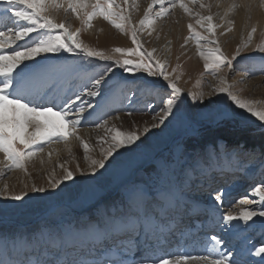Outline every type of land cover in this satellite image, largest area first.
<instances>
[{"label": "snow or ice", "instance_id": "1", "mask_svg": "<svg viewBox=\"0 0 264 264\" xmlns=\"http://www.w3.org/2000/svg\"><path fill=\"white\" fill-rule=\"evenodd\" d=\"M166 2L168 7H164ZM0 3L6 5L3 11L10 13V20L22 22L13 23L7 31L0 30V152L4 154V160L0 161V176L6 170L23 169L26 160L43 152L44 143L54 139L67 140L86 115L97 110H102L103 114L108 110H118L117 106L123 105L124 101L135 102L138 111L154 112L152 118L157 123L144 127L141 132L107 128L106 134L98 138L100 159H90L87 156L89 144L81 140L85 159H90L89 171L82 174H99V170L106 169L121 149L129 150L136 146L141 136L151 129L159 128L173 118L177 122L184 119L180 112L182 89L165 63L154 58L155 50L145 49L137 35L151 30L155 19L164 16L177 4L188 12L184 0H152L137 25L131 24L126 9L115 5L114 0H91L90 3L89 0H67L65 10H71L78 18L82 13L85 25L91 26L90 21L99 13L121 31L129 27L134 46L113 48L119 57L105 55L103 51L84 45L78 39L79 31H71L65 23H57L50 18V7L63 6L60 0H0ZM154 4L160 5V9L153 16L150 10ZM261 5L264 6V0H261ZM196 15L195 24L204 28L208 35L195 31L193 24L189 23L190 34L198 41L216 45L209 48L197 45V51L204 60V69L216 74L222 66L228 68V73L219 77L218 95L250 113L264 126V108L234 95L227 84V75L234 71L237 58L242 57L241 50L237 48L231 58L226 56L215 38L214 29L218 26L213 23V17ZM255 31L252 28L249 37ZM63 53H76L80 60H61L56 55ZM252 53L260 54L264 59V48L253 49ZM116 70L132 75L129 79L114 81ZM148 78L161 82L146 83ZM128 92L132 93L131 97ZM145 92L154 93L150 103L143 100ZM188 96L194 103H204L202 93L197 96L189 92ZM85 97L89 99L78 103ZM227 114V110L218 113L221 117ZM177 150L179 155L175 160L162 161L160 173L169 170L170 165L183 157L179 146ZM190 170L195 169L190 166L183 170L185 178ZM74 175L65 167L62 178L50 179L47 188L33 186L31 191L44 193L48 189L55 190L64 181L72 180ZM251 194L258 199H241L239 204L254 205L256 210L242 209L238 216L229 212L221 217L215 213V223L219 224L222 219L225 226L233 221H243L248 225L249 221L255 223L254 218L258 217L264 224V182L254 187ZM27 195L25 191L10 193L7 184L0 188V201L23 202ZM214 199L222 202L223 194H217ZM180 204L171 187L154 191L146 182L128 181L121 187L119 201L98 208L95 217L67 227L45 223L36 233L28 235L0 232V251L9 257L15 254L11 260L0 258V264H244L238 253L219 251L223 241L215 235L210 238L212 247L209 255L163 252L161 255L141 253L137 256L134 249L139 250L142 246L146 251L153 249L175 235L178 229L169 225L179 213ZM185 210H188L187 205ZM192 211L198 209L193 206ZM254 254L264 258V247L256 248ZM173 255L174 259L169 258Z\"/></svg>", "mask_w": 264, "mask_h": 264}, {"label": "rangeland", "instance_id": "2", "mask_svg": "<svg viewBox=\"0 0 264 264\" xmlns=\"http://www.w3.org/2000/svg\"><path fill=\"white\" fill-rule=\"evenodd\" d=\"M114 2L120 8L126 9L131 24L137 25L143 19L145 10L152 0ZM184 3L189 8L188 12L177 4L164 16L156 18L151 30L137 33L143 47L149 51L155 50L154 58L165 63L168 72L182 89L184 95L180 112L184 119L177 122L173 118L159 128L151 129L141 136L136 146L129 150L121 149L120 154L111 159L106 169L99 170V174L88 175L82 173L89 171L90 159L101 158V144L98 143V138L106 134L107 128L116 127L121 131L141 132L148 124H152L151 119L155 113L138 111L135 102L124 101L123 105L117 106L118 110H108L107 114L97 110L91 115H86L73 134L84 129L95 131L93 142H86L89 144L87 156L90 159H85L81 141L73 147L75 140L69 135L67 140L54 139L43 144V149L51 144L56 151L61 149V152L58 151L59 154L47 153L43 159L36 154L25 161L23 169L6 170L5 174L0 176V188L7 184L10 193L25 191L28 194L23 202L0 201V209H3L0 211V232L9 235L17 233L28 235L36 233L45 223L67 227L69 224L74 225L78 221L95 217L98 208L119 201L121 187L128 181L146 182L154 191L166 187L174 190L181 204L179 213L169 226L178 229L175 235L171 236L178 243L182 238L204 239L211 236L210 232L203 228L208 215L197 206V202L210 203L213 207L214 197L222 193L223 200L219 202L222 214L231 212L238 216L242 209L256 210V206L241 205L239 201L245 198L258 199L251 194V190L264 182V141H261L259 136L261 134L252 135V132L257 131L264 136V126L250 113L236 108L223 95H218L216 89L221 85L219 77L228 73V68L226 65L222 66L216 74L204 69V60L197 51V45L199 44L201 48L216 45L205 40L198 41L190 34L188 24H193L195 31L208 35L204 28L195 24L198 18L196 14L213 17V23L218 26L214 29L215 38L223 53L229 58L237 48L242 53V57H238L234 64V71L227 75L230 90L254 106L264 108V71L261 70L264 69V59H261L260 54L252 53L253 49L264 48V16L260 19L262 11L258 12L264 6L261 5V0H184ZM201 4L205 7H200ZM244 4L247 9L242 7ZM62 5L59 8L50 7V18L57 23H65L71 31H79L78 39L84 45L116 57L120 54L114 53L113 48L134 46L128 26L121 31L99 13L90 21L91 26H88L83 23L82 13L78 18L71 10H65L67 3ZM5 7V4L0 3V30L7 31L13 23L22 22L10 20V13L3 11ZM164 7H168L167 2ZM159 9L160 5L154 4L150 12L154 16ZM245 11L247 12L244 16L242 12ZM237 12H241L242 19H235ZM222 16L224 18L219 20ZM253 18L259 21L255 23ZM178 27L183 33L174 43L171 32L176 31ZM252 28L256 31L249 37ZM56 55L61 60L77 62L80 60L76 53ZM107 63L111 65V62ZM131 75L116 70L113 80L129 79ZM160 82L154 78H148L146 81L152 84ZM189 92L197 96L202 93L204 103H194L188 96ZM127 95L131 97L132 93L128 92ZM152 95L154 93L145 92L143 100L150 103ZM86 101L85 97L84 101L78 103ZM92 102L95 103V100ZM222 110H227L228 114L223 117L218 115ZM117 117L127 120L120 126H113L112 121ZM241 133L247 134L254 143L260 145L246 147L244 143L229 144V139L222 137L229 136L230 140L235 141ZM178 146L184 153L183 157L170 165L169 170L160 173L162 161L175 160L179 155ZM0 153V161H3L4 154ZM60 154L62 156H59ZM190 166L195 170H190L188 177L185 178L183 170L189 169ZM65 167L75 174L72 180L64 181L57 189H48L44 193L31 191L33 186L47 188L50 179L62 178ZM205 169L207 173L214 172V175L208 176L204 173ZM226 170H229L228 173L222 175ZM185 205L188 206V210H185ZM193 206L198 211L193 212ZM254 221L255 223L249 221L248 225H244L243 221H233L231 225L225 226L223 220L219 224H214L218 226L215 230L216 235L226 245L224 251L238 253L244 264H264V258L254 254L256 248L264 247V224L258 217L254 218ZM199 233L204 235L199 236ZM178 246L180 254H191L184 248L185 245L183 247L179 243ZM211 247L210 241L200 253L209 255ZM157 249L158 246L154 247L153 253ZM134 251L136 252L135 249ZM0 258L11 260L15 258V254L9 257L7 253L0 251Z\"/></svg>", "mask_w": 264, "mask_h": 264}, {"label": "bare ground", "instance_id": "3", "mask_svg": "<svg viewBox=\"0 0 264 264\" xmlns=\"http://www.w3.org/2000/svg\"><path fill=\"white\" fill-rule=\"evenodd\" d=\"M60 3L61 4H66L67 2H66V0H60ZM239 7V6H238ZM242 7H246L245 6V4L242 6ZM251 8V7H250ZM246 9H247V7H246ZM245 9V10H246ZM244 10V9H243ZM262 11V14H260L259 15V18L261 19L263 16H264V8H261L260 9V11H258V12H261ZM51 12H53L52 10H51ZM246 12L247 11H245V12H242V14H244V16H245V14H246ZM255 12V11H254ZM235 14V13H234ZM240 14H241V12H237L236 13V15H235V19L237 18H240ZM53 16H54V14H53ZM222 18H224V16H222V17H220V19L219 20H221ZM226 19V18H225ZM240 19H242V18H240ZM232 20V19H231ZM230 20V21H231ZM253 20L255 21V23H257L258 21H257V19L256 18H253ZM225 21V20H224ZM241 21V20H240ZM247 21V20H246ZM174 27V26H173ZM183 33V31L181 30V28L180 27H178V29L176 30V31H172L171 32V37H172V39H173V41H174V43H175V41H177L178 39H180V37H181V34ZM89 98H87L86 97V100H88ZM56 110V109H55ZM111 120V119H110ZM126 118H122V117H119V118H116V119H114L113 121H112V125L113 126H120L123 122H126ZM151 120H153V119H151ZM114 123V124H113ZM153 123H157V121H152V124ZM148 125H151V123L150 124H148ZM77 130V129H76ZM94 130H89V129H84V130H81V134L80 133H78V131H77V134L75 133V134H71L72 136H73V138H74V145H73V147L76 145V144H78V143H80V141L81 140H83L84 142H93V140H94ZM81 135V136H80ZM71 136V137H72ZM70 137V138H71ZM76 138V139H75ZM65 145H67V147L69 146V144H65ZM59 152H61V149H59L58 150ZM58 151H56L55 149H54V146L51 144V145H48L45 149H43V152H39V153H37L38 154V156H39V158H45L46 157V155H47V153H53V152H55L56 154H59L58 153ZM1 154V153H0ZM51 156H53V157H56V156H58V155H51ZM59 156H62L61 154L59 155ZM42 158V159H43ZM215 170H217V169H215ZM226 171H229V170H226ZM204 173L205 174H208V176H209V173H207L206 172V169L204 170ZM227 174V173H226ZM218 176V175H217ZM210 185H212V184H210ZM214 185H216V183L214 182L213 183V186ZM8 186V185H7ZM215 187V186H214ZM214 202V206L212 207V205L210 204V203H206V204H201V203H198L197 202V206H200L203 210H205V212L207 213L206 215H208L207 216V221L205 222L206 224H207V222L209 223V224H204V226H203V228L204 229H206L208 232H210V235L211 236H213V235H215V236H217L216 235V233H215V230L216 229H218V226H215L216 225V223H215V213H219V215L222 217L224 214H222V212H221V210H220V203H218V202H216L215 200L213 201ZM222 220V219H221ZM220 220V221H221ZM213 225L212 227H209L208 225ZM215 224V225H214ZM226 232V231H225ZM228 233V232H227ZM223 234H226V233H223ZM199 236L201 235H204V233H199L198 234ZM211 236H207V237H205L204 239H200V238H182V240H177V241H179V243H181V246H183L184 247V245L186 246V247H184V248H186V250L187 251H190V253H191V255L194 253V252H196L195 254H193V255H208V254H203V253H200L206 246H207V244L210 242V238H211ZM218 237V236H217ZM178 242H175L174 241V239L171 237H169V239L167 240V242L166 243H163V244H161L160 246H158V249H157V251L156 252H154L153 253V251H152V249H150V250H145V248L142 246L139 250H136V252L137 253H139L140 255H141V253H144V254H147V255H161L163 252H173V253H177V254H180V252H179V249H178V247H180V246H178V244H179ZM165 244H166V246H165ZM168 246H169V248H168ZM175 246V247H174ZM225 246L226 245H224V244H222L221 246H220V251H224L225 250ZM182 248V247H181ZM201 250V251H200ZM136 253V254H137ZM140 255H138V256H140ZM175 258V256L173 255V258L172 259H174Z\"/></svg>", "mask_w": 264, "mask_h": 264}, {"label": "trees", "instance_id": "4", "mask_svg": "<svg viewBox=\"0 0 264 264\" xmlns=\"http://www.w3.org/2000/svg\"><path fill=\"white\" fill-rule=\"evenodd\" d=\"M258 133V134H257ZM259 135V134H261V135H259V136H261V141H264L263 140V134L262 133H260V132H252V135ZM224 139H226V140H228L229 139V144H240V143H244V145L246 146V147H249L248 145H251V146H256V145H260L259 143H254L253 142V140H251V138L250 137H248L247 136V134H243L242 135V133L239 135V137H237L236 138V140L235 141H232V140H230V138H229V136H222Z\"/></svg>", "mask_w": 264, "mask_h": 264}]
</instances>
